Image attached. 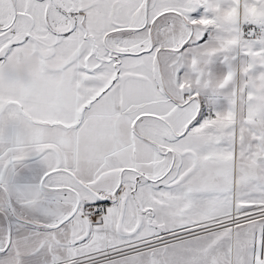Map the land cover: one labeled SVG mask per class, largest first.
<instances>
[{"label": "snow or ice", "instance_id": "snow-or-ice-1", "mask_svg": "<svg viewBox=\"0 0 264 264\" xmlns=\"http://www.w3.org/2000/svg\"><path fill=\"white\" fill-rule=\"evenodd\" d=\"M0 264H264V0H0Z\"/></svg>", "mask_w": 264, "mask_h": 264}]
</instances>
